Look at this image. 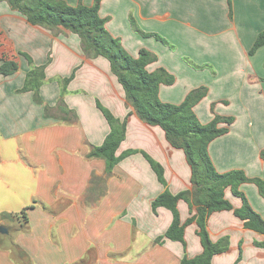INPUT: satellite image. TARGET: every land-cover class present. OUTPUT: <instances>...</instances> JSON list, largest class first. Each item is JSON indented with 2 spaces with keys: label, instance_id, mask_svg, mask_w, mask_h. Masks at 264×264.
<instances>
[{
  "label": "crops",
  "instance_id": "crops-1",
  "mask_svg": "<svg viewBox=\"0 0 264 264\" xmlns=\"http://www.w3.org/2000/svg\"><path fill=\"white\" fill-rule=\"evenodd\" d=\"M99 13L132 56L141 48L156 54L149 71L164 68L174 76L172 84L160 85L162 101L179 104L205 85L206 96L193 107L199 120L208 123L215 114L234 117L228 132L209 143L216 170L241 169L264 179V46L250 54L264 30V0H233L232 18L227 0H102ZM21 52L35 65H45L43 104L34 100L33 91H18L30 69ZM3 56L18 61L19 68L10 75L0 73V213L32 204L28 229L13 235L29 264H180L183 255L202 252L195 222L185 229V245L166 238L155 242L173 215L166 207L154 211L152 202L166 188L173 194L191 188V167L184 150L173 147L159 126L139 118L105 57H88L78 34L33 25L1 1ZM69 77L63 101L76 115L73 122L45 114V104L60 102L62 80ZM98 104L126 120L117 154L133 152L114 166L105 195L91 205L84 196L94 187L92 176L105 174L106 162L87 155L111 128ZM145 153L162 165L167 185ZM240 189L264 217V197L256 184L245 182ZM225 196L235 208L242 205L230 188ZM178 209L182 221L191 216L185 200ZM6 222L0 224L6 227ZM208 230L213 241L228 236L230 245L212 264H234L240 242L238 264H264V248L254 245L264 241V233L246 228L232 210L213 212ZM0 264L23 263L0 247Z\"/></svg>",
  "mask_w": 264,
  "mask_h": 264
},
{
  "label": "trees",
  "instance_id": "trees-1",
  "mask_svg": "<svg viewBox=\"0 0 264 264\" xmlns=\"http://www.w3.org/2000/svg\"><path fill=\"white\" fill-rule=\"evenodd\" d=\"M6 1L12 10L23 14L33 25H39L49 29L65 28L78 34L85 54L90 58L105 57L114 75L122 85L127 100L131 103L139 118L152 126H159L165 133L168 142L175 148L183 149L187 161L191 167V188L177 194L171 193L167 188L152 202L156 211L159 207L171 210L173 219L164 235L156 238V243L171 239L180 241L185 245V229L195 222L197 234L202 244V252L194 257L183 255L180 264H212L216 254L229 249V237L223 236L218 241H213L208 230V219L215 211L232 210L243 221L244 226L257 232L264 233V217L250 204L246 194L240 189L245 182L255 183L259 193L264 197V179L261 177H249L241 169H233L226 172L216 170L209 154V143L216 137L228 132L233 121V116L215 114L214 118L203 124L193 107L206 96L208 88L202 85L191 90L185 99L179 103L164 102L159 97L161 84H172L174 76L164 68L149 71L147 65L157 59L152 51L141 48L138 56H132L122 45L119 37L113 36L106 27L107 18L100 15L102 0H94L93 4L86 5L81 1L77 5H71L66 0H0ZM229 16L233 17V0H227ZM140 31V29H138ZM162 42L168 41L158 34H154ZM264 46V30L260 31L250 49L254 54L258 48ZM24 55L30 64L26 74L24 85L20 92L33 91L34 100L43 104L40 95V87L45 81V65L37 66L32 58ZM199 67V66H197ZM19 68L18 61L7 57H0V73L10 75ZM72 77V76H71ZM62 80V94L60 102L52 107L45 104V114L55 116L57 114L63 121L73 122L76 115L63 101V93L68 81ZM110 124V132L100 145L91 147L88 158H102L106 162L105 174L93 175L90 180V190L84 196L86 204H96L106 193V182L112 174L113 168L120 159L133 150L118 155L117 150L125 137L126 120L117 119L107 108L98 104ZM74 117V118H73ZM226 123L227 126H220ZM264 158V150L261 153ZM159 180L167 185L164 178V168L153 158L145 153ZM242 199V205L235 208L226 198L225 190ZM95 195V196H94ZM188 202L191 216L182 221L178 209V202ZM36 200H34V203ZM91 204V205H93ZM32 204L18 212H1L0 221H10L16 226L10 229V234L0 233V247L11 250L14 258L23 264H29V257L14 241L13 235L27 230L29 227L28 209ZM264 246V242L257 243ZM83 262V261H82ZM81 262V263H82Z\"/></svg>",
  "mask_w": 264,
  "mask_h": 264
},
{
  "label": "rangeland",
  "instance_id": "rangeland-1",
  "mask_svg": "<svg viewBox=\"0 0 264 264\" xmlns=\"http://www.w3.org/2000/svg\"><path fill=\"white\" fill-rule=\"evenodd\" d=\"M6 224H8V226H10L12 229H14L15 226H16L14 223H11L10 221H9V222H6ZM256 242H257V243H258V242H259V243H262V242H264V241H259V240L254 241V245H255V246L263 247V248H264V246H262V245H257ZM229 248H230V245H229ZM238 250H239V254H238V257H237L236 261L234 262V264H238L239 260H240L241 257H242V256H241L242 251H243L242 242H240V246H238Z\"/></svg>",
  "mask_w": 264,
  "mask_h": 264
},
{
  "label": "water",
  "instance_id": "water-1",
  "mask_svg": "<svg viewBox=\"0 0 264 264\" xmlns=\"http://www.w3.org/2000/svg\"><path fill=\"white\" fill-rule=\"evenodd\" d=\"M0 233L8 234L9 233V229L0 224Z\"/></svg>",
  "mask_w": 264,
  "mask_h": 264
}]
</instances>
